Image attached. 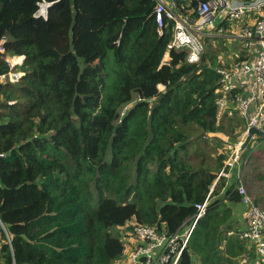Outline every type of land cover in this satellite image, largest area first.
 Here are the masks:
<instances>
[{
	"label": "trees",
	"instance_id": "obj_1",
	"mask_svg": "<svg viewBox=\"0 0 264 264\" xmlns=\"http://www.w3.org/2000/svg\"><path fill=\"white\" fill-rule=\"evenodd\" d=\"M155 6L0 0V75L7 55L25 73L0 83V264H130V221L175 234L205 202L176 264H254L233 208L240 183L264 193V138L241 152L240 181L217 179L246 122L216 106L215 58L168 49L174 22L160 31Z\"/></svg>",
	"mask_w": 264,
	"mask_h": 264
},
{
	"label": "built area",
	"instance_id": "obj_2",
	"mask_svg": "<svg viewBox=\"0 0 264 264\" xmlns=\"http://www.w3.org/2000/svg\"><path fill=\"white\" fill-rule=\"evenodd\" d=\"M154 17L160 31L165 26V20L174 22L173 39L168 49L186 50L190 63L200 62L206 52L204 38L227 36L229 27L236 26L234 37L239 41L242 52L248 57L235 60L228 67H217L221 76V87L216 99L219 110L229 112L235 106L246 122V129L234 144L228 145L230 150L220 176L230 177L231 170L241 164V147L248 130L255 127L264 131V0H155ZM188 4L186 13L175 11L177 2ZM171 5H170V4ZM49 3L40 5L35 15L37 18H47ZM190 5V6H189ZM44 9V11H43ZM249 18L250 22L245 23ZM231 25V26H230ZM232 35V36H233ZM4 41H0V53L5 54ZM17 56H8L6 61L11 67L8 74L0 75V83L16 84L25 74L17 69L24 59L15 60ZM169 58V54L166 58ZM228 143V138L224 139ZM1 154L0 157H5ZM243 196L247 229L239 234L255 245L260 264H264V209L257 206L248 195L244 186H238ZM208 203L199 205V211L191 226L168 234L157 226H149L130 221L123 231L129 251L127 260L130 264H176L194 230L195 224L207 212ZM229 234H232L231 232ZM0 239V246H1Z\"/></svg>",
	"mask_w": 264,
	"mask_h": 264
},
{
	"label": "rangeland",
	"instance_id": "obj_3",
	"mask_svg": "<svg viewBox=\"0 0 264 264\" xmlns=\"http://www.w3.org/2000/svg\"><path fill=\"white\" fill-rule=\"evenodd\" d=\"M187 6L188 4L184 3V7H187ZM226 35L227 36H221V37L216 36L215 38H206V39L204 38V43L206 45V54H208L212 58H215L217 62L220 63V66L222 67H228L235 60L240 59V56H241L240 54L242 51L241 44L239 47V44L235 42V40L237 39L232 37L233 34L230 31H228ZM241 57L244 59L243 56ZM168 60L169 59L166 60V58H164L165 62ZM226 136L227 135L223 133H208L207 135V137H217L221 139L222 141H225L224 137ZM255 145H257L258 148H262L264 147V141L256 140L254 142V146ZM0 228L1 229L3 228L1 225V222H0ZM0 234H1V231H0ZM0 239L3 240L1 235H0Z\"/></svg>",
	"mask_w": 264,
	"mask_h": 264
},
{
	"label": "crops",
	"instance_id": "obj_4",
	"mask_svg": "<svg viewBox=\"0 0 264 264\" xmlns=\"http://www.w3.org/2000/svg\"><path fill=\"white\" fill-rule=\"evenodd\" d=\"M170 4V3H169ZM171 5V4H170ZM183 7H184V3H182V1H181V3H179V4H176L175 5V7H174V9H175V11L177 10L178 12H183L184 10H183ZM248 22H250V19L249 18H247V19H245V23H248ZM231 26V25H230ZM230 29H232L233 30V32L235 33L236 31H235V29H236V26H233V27H229ZM233 33V34H234ZM232 37H234V35L232 36ZM235 38V37H234ZM235 40V39H234ZM229 41H231V40H229ZM235 42L236 43H238L239 44V47H240V43L237 41V40H235ZM245 54H246V56L248 57V54L247 53H243L242 51H241V56H245ZM225 139L227 138V136L226 137H224ZM256 139V138H255ZM255 139H252V141H255ZM251 141V142H252ZM245 162H246V160L245 161H241V164H240V166H239V169H238V167H236L237 169H238V173L237 172H233L234 171V169H233V171H231V176H230V181H236V179L238 180V181H240V179H241V177H242V171H243V169H245V168H243V166H244V164H245ZM247 184H249V182L247 181ZM240 185H242L243 186V184L242 183H240ZM245 186V189L247 190V187H249L248 185H244ZM248 191V190H247ZM251 198L253 199V201L255 202V203H258V204H263L264 205V193H257V194H251ZM261 207V206H260ZM261 208H264V207H261ZM234 219H233V222H235L236 223V225L238 226V227H240L242 230H245V229H247V217H246V213H245V207L243 206V205H241V204H238V205H235L234 206ZM245 241H247V240H245ZM249 242V241H248ZM249 244L250 245H253L252 243H250L249 242ZM248 244V245H249ZM254 247H255V245H253ZM249 248H251V246H249ZM248 248V249H249ZM256 248V247H255ZM250 250V249H249ZM256 252H257V249H256ZM253 263L254 264H260V258H259V256L257 255L256 256V260H254L253 261Z\"/></svg>",
	"mask_w": 264,
	"mask_h": 264
},
{
	"label": "water",
	"instance_id": "obj_5",
	"mask_svg": "<svg viewBox=\"0 0 264 264\" xmlns=\"http://www.w3.org/2000/svg\"><path fill=\"white\" fill-rule=\"evenodd\" d=\"M51 6V4L49 5V7ZM255 138H264V131H261L255 127H251L248 130L247 136L242 144L241 150L244 151L246 149V147L248 146V144L252 141V139Z\"/></svg>",
	"mask_w": 264,
	"mask_h": 264
},
{
	"label": "clouds",
	"instance_id": "obj_6",
	"mask_svg": "<svg viewBox=\"0 0 264 264\" xmlns=\"http://www.w3.org/2000/svg\"><path fill=\"white\" fill-rule=\"evenodd\" d=\"M43 3H47V2H43ZM43 3H41L40 5H42ZM49 5H50V3H49ZM49 5H48V8H49ZM48 8H47V13H48ZM39 10H40V8H39ZM39 10H38V11H39ZM37 13H38V12H37ZM37 13H36V14H37ZM35 17H36V16H35ZM38 18H39V17H38ZM41 18H42V17H41ZM20 57H21V56H20ZM23 57H24V56H23ZM23 60H24V59H23ZM22 63H23V61H22ZM20 65H21V64H20Z\"/></svg>",
	"mask_w": 264,
	"mask_h": 264
},
{
	"label": "bare ground",
	"instance_id": "obj_7",
	"mask_svg": "<svg viewBox=\"0 0 264 264\" xmlns=\"http://www.w3.org/2000/svg\"><path fill=\"white\" fill-rule=\"evenodd\" d=\"M43 11H44V9H43ZM16 60H21L20 58H15Z\"/></svg>",
	"mask_w": 264,
	"mask_h": 264
}]
</instances>
